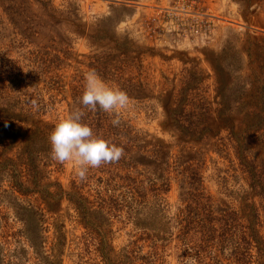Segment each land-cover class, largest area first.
<instances>
[{
  "label": "rangeland",
  "instance_id": "1",
  "mask_svg": "<svg viewBox=\"0 0 264 264\" xmlns=\"http://www.w3.org/2000/svg\"><path fill=\"white\" fill-rule=\"evenodd\" d=\"M213 60L228 86L222 97ZM0 65V81L19 79L24 93L36 94L34 121L50 128L80 105L90 70L128 94L111 135L124 147L121 161L89 168L81 181L73 162L42 158L47 181L65 192L93 198L108 172L129 174L154 180L167 216L183 206L192 182L201 184L214 213L237 208L244 193L261 212L264 203L253 195L229 125L246 164L264 172V113L258 100L264 0H0ZM113 118L106 113L102 126H113ZM27 130L23 126L22 136ZM5 180L1 189H8ZM2 195L0 230L10 235L20 224ZM55 208L67 234L62 264H101L97 234L83 227L65 198ZM259 231L264 239V227ZM109 236L111 255L127 254L125 264H181L176 241L150 246L124 206L112 211ZM10 240L14 246L11 235ZM25 259L34 262L30 250Z\"/></svg>",
  "mask_w": 264,
  "mask_h": 264
},
{
  "label": "trees",
  "instance_id": "2",
  "mask_svg": "<svg viewBox=\"0 0 264 264\" xmlns=\"http://www.w3.org/2000/svg\"><path fill=\"white\" fill-rule=\"evenodd\" d=\"M10 21L13 28H17ZM213 67L218 76L217 94L222 97L228 86L222 80L223 70L216 60ZM36 97L35 93L23 92L19 79L0 81V185L1 179H6L8 186V189L0 188V199L5 198L2 194L7 195L6 207L20 224L16 232L10 233L14 246L10 244V235L0 230V264H28V259L24 258L29 250L34 259L32 264L63 263L67 234L55 205L64 198L72 205L83 227L97 234L96 251L101 264H125L127 254L119 253L115 259L111 255L113 246L109 236L112 211L121 206L126 208L131 223L141 230L143 240L150 246L161 248L165 242L175 240L176 257L181 264H264V239L259 231V227H264V205L260 212L246 193L239 198L237 208L214 213L201 184L192 182L183 206L171 217L163 212L156 184L149 177L144 181L129 174L108 172L107 177L100 178L101 189L95 191L93 198L83 193L65 192L58 182L47 181L40 166L42 158H51L49 135L53 128L34 121ZM258 100L264 113V81L258 88ZM84 111L83 120L96 135L122 146L117 136L111 137L118 130L117 126H102L105 112ZM23 126L28 127L24 136ZM229 131L238 143L239 160L249 172L253 195L264 203V172L246 164L242 143L231 124ZM20 137H23L21 145L10 155L9 151ZM3 218L0 213V228H4Z\"/></svg>",
  "mask_w": 264,
  "mask_h": 264
},
{
  "label": "clouds",
  "instance_id": "3",
  "mask_svg": "<svg viewBox=\"0 0 264 264\" xmlns=\"http://www.w3.org/2000/svg\"><path fill=\"white\" fill-rule=\"evenodd\" d=\"M84 90L80 104L59 120L49 135L51 157L58 163L73 162L76 175L81 181L87 179L89 168H99L105 164L118 163L124 156V147L96 135L92 127L84 122V109H98L113 116V126L121 123V111L129 103L126 91L107 84L95 71L84 75Z\"/></svg>",
  "mask_w": 264,
  "mask_h": 264
}]
</instances>
